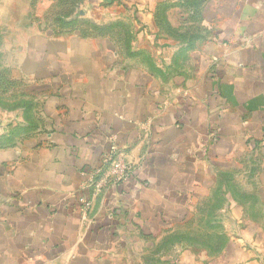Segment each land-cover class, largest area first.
Returning a JSON list of instances; mask_svg holds the SVG:
<instances>
[{
  "label": "crops",
  "instance_id": "0c3cea01",
  "mask_svg": "<svg viewBox=\"0 0 264 264\" xmlns=\"http://www.w3.org/2000/svg\"><path fill=\"white\" fill-rule=\"evenodd\" d=\"M196 2L92 0L96 24L132 26L128 46L78 33L48 59H21L27 97L0 111L24 135L0 148V264H136L124 254L132 238L157 245L220 172L248 161L264 173V0ZM113 146L131 176L96 195ZM229 204L219 254L176 243L161 260L264 264V227Z\"/></svg>",
  "mask_w": 264,
  "mask_h": 264
},
{
  "label": "rangeland",
  "instance_id": "374dc122",
  "mask_svg": "<svg viewBox=\"0 0 264 264\" xmlns=\"http://www.w3.org/2000/svg\"><path fill=\"white\" fill-rule=\"evenodd\" d=\"M91 2L92 0H0V111L2 113L7 112L10 115L12 109L21 104L20 99L27 97V91L21 82L27 81V77L21 75V59L26 57L48 59L50 49L68 42L71 37H78V33L85 36L97 34L102 28L113 32L118 43L122 45L126 43L128 46L131 41L132 26L122 19L96 24L88 16L91 14ZM12 99L16 102H11ZM13 121L10 118L0 120V125L3 124L5 127L6 135L14 130L11 128ZM13 132H17L13 136L15 141L24 136L19 130ZM261 168L255 169L252 164H248V161H244L243 166L237 167L235 172H220L216 184H212L210 180L209 196L200 199L201 208L197 212L180 215V218L185 220L170 230L162 231L161 235L153 240L157 243L160 241L154 247L145 249L144 241H151L152 238L145 239L136 235L132 238L131 245L124 250V254H128L136 264H138L137 258L145 264L146 257L156 260L152 264H158L159 257L164 258L168 253L170 255L171 251L175 250L176 243L183 247L205 250L211 256L219 254L225 237H228L227 230L233 223L228 211L232 199L226 200L220 195V187L225 184H230L232 191L238 194L233 201L249 210L248 216L259 221L264 227L262 202L264 197L261 199L257 194H253L260 193L256 185L259 182L257 181L259 174L260 177L264 176ZM234 175L238 179L236 182L234 178L232 179ZM262 194L264 196V185Z\"/></svg>",
  "mask_w": 264,
  "mask_h": 264
},
{
  "label": "built area",
  "instance_id": "2783aa9c",
  "mask_svg": "<svg viewBox=\"0 0 264 264\" xmlns=\"http://www.w3.org/2000/svg\"><path fill=\"white\" fill-rule=\"evenodd\" d=\"M104 164V168L96 172L93 180L92 188L96 195L102 193L110 184L123 182L131 176L132 171L127 163L126 156L118 147L113 146L111 148ZM80 203L82 204L83 214H88L92 207L91 201L86 197H81Z\"/></svg>",
  "mask_w": 264,
  "mask_h": 264
},
{
  "label": "trees",
  "instance_id": "16d2710c",
  "mask_svg": "<svg viewBox=\"0 0 264 264\" xmlns=\"http://www.w3.org/2000/svg\"><path fill=\"white\" fill-rule=\"evenodd\" d=\"M182 1H184L185 5L186 4L187 5L192 4V5L195 6L197 4L196 0H193L192 3H189L190 0H182ZM100 31H101L100 33H105L108 30L102 28ZM83 36H85V35H83ZM14 130L15 131L19 130L21 134L23 132V129H21V127L15 128ZM13 131L10 134L8 133L9 135H3L2 137H0V148H4V147L12 144L15 141L14 138H13V136L17 132H13ZM220 188H221L220 195H222L223 197H225L226 200H229V199L235 200L237 198L236 195H238V194L236 193V191H232V187L230 186V184L222 185V187H220ZM222 196H221V198H222ZM226 242H227V238L225 237V241H224V243H223V245H222V247H221L220 250L223 249V247L226 244ZM154 261H156V260H153L150 257L149 258L148 257L146 258V264H152V262H154ZM157 262H158V264H166L164 261L161 260V257H159V259H158Z\"/></svg>",
  "mask_w": 264,
  "mask_h": 264
}]
</instances>
